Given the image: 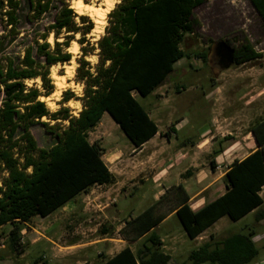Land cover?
<instances>
[{
    "label": "trees",
    "instance_id": "1",
    "mask_svg": "<svg viewBox=\"0 0 264 264\" xmlns=\"http://www.w3.org/2000/svg\"><path fill=\"white\" fill-rule=\"evenodd\" d=\"M72 0H0V12L11 31L18 28L21 17L36 22L56 10L51 23L39 38L29 44L17 61L3 56L0 41V229L10 224L7 246L23 254L21 241L24 226L35 217H47L65 206L77 195L94 185L115 183L116 176L103 160L104 147L91 142L87 136L108 113L135 148L142 147L159 132L157 123L139 102L165 84L174 71V64L186 55L183 48L187 34H196L200 25L194 9L206 0H122L109 13L110 24L97 41L99 62L95 72L90 63L80 60L78 78L85 82L83 109L78 116L62 107L50 112L40 99L49 95L53 85L48 79L49 68L71 60L66 49L73 35L81 33L79 43L94 27L86 15H78L71 7ZM264 23V0H250ZM26 7V11L23 9ZM79 21H78V20ZM54 34V45L48 41ZM64 35L65 40L59 41ZM42 39V41H40ZM235 41V39H232ZM233 45L235 63L246 64L263 55L247 39ZM83 56L88 49L83 47ZM206 60L203 53L197 54ZM43 69V70H42ZM41 77L43 89L27 86L25 80ZM74 97L70 90L63 94V102ZM47 117L50 121H41ZM68 121L51 125V121ZM41 123L51 133L54 143L40 147L31 127ZM174 125L165 135L170 137ZM259 148L244 159L236 160L223 177L226 191L193 210L190 197L180 183L166 190L155 203L136 216L124 221L120 230L130 245L113 256L100 253V264H168L171 255L163 249L157 235V225L169 212L175 211L186 235L194 240L221 217L238 221L262 206L264 187V119L250 127ZM162 134V133H161ZM186 172L184 177H189ZM171 201L164 213L157 206L164 199ZM100 231L110 232L104 225ZM255 231L232 233L226 237L209 239L193 249L189 264H250L259 255L254 242ZM2 257H0L1 259ZM38 260L47 264L40 256Z\"/></svg>",
    "mask_w": 264,
    "mask_h": 264
},
{
    "label": "rangeland",
    "instance_id": "2",
    "mask_svg": "<svg viewBox=\"0 0 264 264\" xmlns=\"http://www.w3.org/2000/svg\"><path fill=\"white\" fill-rule=\"evenodd\" d=\"M100 1L85 0L87 3L94 2L96 5ZM121 1L117 0L115 7ZM23 9L26 11V7ZM55 11L52 10L42 19L32 23L27 22L22 16L15 31H11L10 26L6 24V18L0 12V41L3 43V56L10 57L15 61L21 59L26 47L33 44V40L39 38L53 23ZM194 14L200 25L196 27V34L186 35L183 42L186 55L174 64V71L169 75L164 85L146 97H138L139 102L157 122L164 140L168 138L165 132H170L172 125L177 128L172 139L173 146L184 142L188 137L197 141L199 136L210 127L212 129L219 128L220 133L225 135L236 128L239 132L246 133L249 127L226 125L223 118L236 114L237 120L244 121L249 113L254 115L264 109V94L262 96L258 94L260 90H264V23L250 0H206L194 9ZM108 15L102 31L98 34L91 30L86 36L88 41L84 44L79 43L81 33L73 35L66 49L69 51L74 43L77 44L76 49L69 51L72 55V61L64 64L56 63L49 68L48 79L53 85V90L49 95H42V97L51 113L66 107L73 116H78L83 109V101L80 97L84 95L86 85L84 81L78 78L80 60L88 61L90 70L95 72V67L100 59L97 41L106 33V28L110 24ZM226 38L231 39L235 45H239V39L247 38L263 56L254 62L234 63L229 69H221L217 63L214 48L217 41L226 40ZM58 40L64 41V35H60ZM48 41L52 46L54 45L53 33L50 34ZM83 47L88 49L85 57L83 56ZM200 53L206 55V60L197 56ZM69 64L73 65L74 68L72 75L65 78L64 89L58 96H50L55 91L52 70L56 69L57 74L65 75L66 66ZM25 84L45 91L40 76L25 80ZM66 90L72 91L74 97L63 102V94ZM213 91H215V97L211 96ZM2 98L3 92L0 91V104ZM251 98L256 100L246 105ZM214 118L219 119L221 125L212 127L211 123ZM107 119L114 121L107 114L106 118L101 119L102 122L100 121L96 125V128L88 131L87 136L91 142H98L104 147L105 153L102 156L104 161L108 155L112 154L120 155V158L125 160H123L124 162L121 161L122 167H117L114 163H109L108 166L115 176L116 172L121 176H116L113 184L94 185L88 191L77 195L70 201V204L67 203L51 213L47 218H33L27 223L31 228L27 224L24 226L26 231L23 236L35 237L53 227L50 233L56 242L53 251L43 243L28 244V237V239L21 238L25 249L23 254L11 251L7 246V237L11 225L8 224L5 228H1L0 257L2 258L0 264H44L38 260V257H43V255L49 260L47 264H100L104 260L100 253L110 257L129 243L120 230L124 227L126 219L138 215L156 202L151 178L154 169L157 170L158 158L152 157L149 161L148 156L156 150L155 147L146 146L144 150L138 151L139 148H135L131 144L119 125L116 123L113 124L114 126L110 125ZM41 121L49 122L50 120L44 117ZM50 123L51 125L60 123L66 126L68 121L53 120ZM31 132L40 147L48 148L54 143L52 134L48 133L46 127L41 123L33 125ZM226 137H232V135ZM159 139L162 140V138H157V140ZM156 144L164 145L165 142L157 141ZM201 160H205V157H201ZM191 183H193V189L200 186L197 179ZM170 187L166 188L164 192ZM113 199H116L117 204L111 203ZM106 203H109L108 207L103 208ZM170 203L168 198L164 199L157 206V212H166ZM254 223V215H248L238 221H233L228 216H224V220L219 222L216 228L219 230V234L223 236L235 232H246L250 228L254 229L255 233L264 235V225L257 226ZM104 225L110 230L108 234H103L100 231ZM117 228L119 229L117 230ZM214 231L213 228L211 232ZM29 232L33 233L30 234ZM156 233L163 238L166 235L175 234L178 239L179 243H177L176 248L169 252L172 258L168 264H189L188 256L191 250L196 248V245L185 234L177 216L162 225ZM101 238L106 239L97 244H91ZM165 241L168 242L167 239ZM262 258H264V247H261L255 261H260Z\"/></svg>",
    "mask_w": 264,
    "mask_h": 264
},
{
    "label": "crops",
    "instance_id": "3",
    "mask_svg": "<svg viewBox=\"0 0 264 264\" xmlns=\"http://www.w3.org/2000/svg\"><path fill=\"white\" fill-rule=\"evenodd\" d=\"M214 94H215V91L211 93V96L215 97ZM258 94L259 96H262L264 94V90H260ZM253 100H256V99L254 98L249 99L246 105L253 103ZM263 112H264V109L263 110L261 109L259 113H256L254 115L249 113L248 115H246L245 117L246 119L244 121L237 120L238 116L236 114H231L230 116L223 118L224 123H226V125L249 127L246 133H241L236 128V129H232L231 131H229L227 133L228 135H225L224 133H220L219 128L215 127L212 129L210 127L199 136V139L197 141L191 140V138L188 137L186 138L184 142L177 144L175 146L172 145V141H173L172 139L176 133L177 128L176 127L174 128L175 131L172 132V135H170L169 139L167 138L166 140H164L162 135L160 134L162 131L159 128V132L154 137H152L149 141L143 144L142 147H140L138 150V151H142L146 148V146H151V147L153 146L156 149L153 151L151 155L148 156L149 161L151 160L152 157L158 158L157 159V166H158L157 170L154 169V172L152 175L153 177L151 178V180H153L152 182H153L154 189H155L154 190V194H155L154 200L155 201L158 200L160 195L164 193V190L166 188L172 185H178L180 183L185 187V190L190 197L188 203L190 204L192 209L195 211L199 210L208 202H211L212 200L222 195L226 191V186H225L223 177L228 171V169L230 168V166L236 160L240 161L244 159L245 157L250 155L252 152H254L257 148H259V145L253 133L250 131V127L256 124L259 120L264 119ZM107 114H108L107 112L103 114L102 120L106 118ZM149 115L152 118V115L150 112H149ZM107 122L110 125L111 124L113 125L116 123L115 121H111V119H107ZM219 123H220V120L214 118L211 125L212 127L218 126ZM94 128H96V126ZM229 135H232V137H226ZM157 138H162V140L161 139L157 140ZM157 141L158 142L164 141L165 144L157 145L156 144ZM201 157H205V160H201ZM123 160L124 159L122 157L120 158V155H113V154L108 155L105 158V162L107 166H109V163L110 164L114 163L116 164L117 167H122L121 161ZM155 167H156V164H155ZM159 170H162V171L159 172ZM186 172L190 174V176L187 178L184 177V174ZM115 174L117 177L121 176L118 172H116ZM194 179H197L198 184H200V186H198L195 189L192 188L193 183H191ZM98 186H103V185H98ZM261 195L264 200V187L261 191ZM112 202H114L113 203L114 205L117 204L116 199H113L111 203ZM70 203L71 202H68V204ZM108 204L109 203H106L103 206V208H107ZM263 205H264V202L261 207L251 211L249 214L244 216L242 219H244L248 215H254V220H255L254 224H256L257 226L264 225ZM69 208H72V207H69ZM117 212L120 213L119 211ZM47 217H42V218H47ZM174 217H175V211L169 212L167 216L157 225L156 229L158 230L162 225L166 224ZM222 220H224V217H221L211 227L206 229L196 239L193 240L195 242L196 247H198L203 242L207 241L211 235H214L217 238L228 236V235L223 236L219 234V230H217L216 228L217 224L221 222ZM27 226L31 228L30 225L27 224ZM52 228L53 227L46 229V231L40 233V236L38 237L31 236V235L23 236L24 232L26 231V229H23L22 238L26 239L28 237L29 238V239L27 238L28 244H31V245H38L42 243L46 244L50 247L51 251H53L55 249L54 245L56 242L51 237L52 235H50ZM213 228L215 231L211 232ZM118 229L119 228H117V230ZM29 233L32 234L33 232H29ZM105 239L106 238H101L100 240H96L92 242L91 244H97L99 242H102ZM165 239H167L168 242H166ZM253 239L260 253L261 247H264V235L255 233ZM161 240L164 243L163 249L167 253H169L170 251H173L176 248L177 243H179L177 241L178 239L175 236V234H170L168 236L166 235L165 238L161 237ZM138 241L127 243V245H130L132 248H134V246L137 244ZM127 245H124L120 250H122ZM120 250H118L116 253H118ZM43 258H45V255H43ZM45 260L46 262L49 261L46 258ZM250 264H264V258H262L260 261L254 260Z\"/></svg>",
    "mask_w": 264,
    "mask_h": 264
},
{
    "label": "bare ground",
    "instance_id": "4",
    "mask_svg": "<svg viewBox=\"0 0 264 264\" xmlns=\"http://www.w3.org/2000/svg\"><path fill=\"white\" fill-rule=\"evenodd\" d=\"M73 2H74V0L71 1V4ZM78 2L82 3L85 6V8H96V9H99V10L104 12V15L101 17V16H95V15H89L87 12H83V13L78 12L75 8L72 7L79 15H86L89 18H91L94 22V25H95L94 28L92 29V32H97L99 34V32H101L102 29L104 28L107 15L115 8V4H116L117 0H101L98 5H96L94 2L87 3V2H85V0H78ZM109 3L112 4L111 9H108ZM73 47H74V49H76L77 44L74 43V45L71 48H69V51H71V49H73ZM73 68H74V66L69 64L68 66H66V70H65L66 74L65 75H59L56 72H55V76H53V74H52V77L54 78L55 91L50 96H58L59 93L61 92V90L64 89L65 78L67 76L72 75ZM49 97H47V98H49ZM40 99L43 101L44 98L41 96ZM70 104H72V102H70Z\"/></svg>",
    "mask_w": 264,
    "mask_h": 264
},
{
    "label": "water",
    "instance_id": "5",
    "mask_svg": "<svg viewBox=\"0 0 264 264\" xmlns=\"http://www.w3.org/2000/svg\"><path fill=\"white\" fill-rule=\"evenodd\" d=\"M215 55L218 57V65L221 69H229L235 63V48L226 40L216 42L214 48Z\"/></svg>",
    "mask_w": 264,
    "mask_h": 264
},
{
    "label": "clouds",
    "instance_id": "6",
    "mask_svg": "<svg viewBox=\"0 0 264 264\" xmlns=\"http://www.w3.org/2000/svg\"><path fill=\"white\" fill-rule=\"evenodd\" d=\"M71 7L75 8L78 12H82V13L87 12L89 15H95V16H101V17L104 15V12L99 10V9L85 8V6L82 3H79L78 0H74V2L71 4ZM111 7H112V4L109 3L108 9H111ZM71 50H74V47ZM55 71H56V69L52 70L53 76H55ZM77 107H78V105H77Z\"/></svg>",
    "mask_w": 264,
    "mask_h": 264
},
{
    "label": "flooded vegetation",
    "instance_id": "7",
    "mask_svg": "<svg viewBox=\"0 0 264 264\" xmlns=\"http://www.w3.org/2000/svg\"><path fill=\"white\" fill-rule=\"evenodd\" d=\"M217 61H219L218 57L216 56ZM218 63V62H217Z\"/></svg>",
    "mask_w": 264,
    "mask_h": 264
}]
</instances>
